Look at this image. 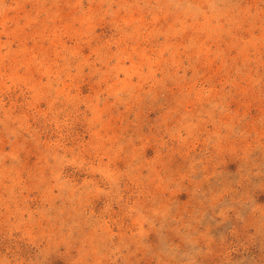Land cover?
<instances>
[{
    "label": "rangeland",
    "instance_id": "374dc122",
    "mask_svg": "<svg viewBox=\"0 0 264 264\" xmlns=\"http://www.w3.org/2000/svg\"><path fill=\"white\" fill-rule=\"evenodd\" d=\"M0 264H264V0H0Z\"/></svg>",
    "mask_w": 264,
    "mask_h": 264
}]
</instances>
